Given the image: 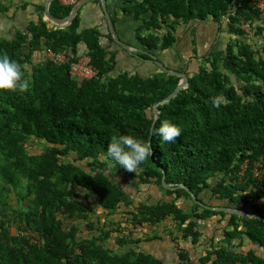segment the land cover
I'll return each instance as SVG.
<instances>
[{"label":"trees","instance_id":"16d2710c","mask_svg":"<svg viewBox=\"0 0 264 264\" xmlns=\"http://www.w3.org/2000/svg\"><path fill=\"white\" fill-rule=\"evenodd\" d=\"M115 7L138 23L141 50L132 55L151 66L145 73L119 70L124 48L109 28L82 30L78 16L63 29L41 23L0 40V52L30 74L26 91L0 90V264H264V9L253 0ZM72 9L55 0L50 13L65 18ZM192 43L198 66L193 56L184 69L159 58L176 50L183 59ZM46 49L72 61L89 56L97 78L74 79L68 64L33 58ZM153 58L189 78L154 125V106L181 78ZM164 119L182 128L175 143L152 135ZM121 134L150 141L152 155L136 173L107 154ZM152 187L162 197L148 201ZM165 241L179 243L174 261L150 245Z\"/></svg>","mask_w":264,"mask_h":264},{"label":"crops","instance_id":"0c3cea01","mask_svg":"<svg viewBox=\"0 0 264 264\" xmlns=\"http://www.w3.org/2000/svg\"><path fill=\"white\" fill-rule=\"evenodd\" d=\"M47 1L48 0H0V40H13L18 34H29L31 26L40 25L41 23H45L49 29L58 28L59 26L50 22L45 14ZM80 1L81 0H79V2ZM106 2L113 21L115 19L114 23L117 34L119 38H122L123 31L120 33V27L123 28L122 30H124V32H129V27L132 26V24L137 26V22L122 15L121 12L114 14L116 10L115 6L118 5L119 0H112V2L106 0ZM77 16L81 20L80 23L82 30L98 28L103 35L107 34L108 23L100 1L94 0L93 2L88 3ZM103 44L109 46V41L104 38ZM128 45L132 47L134 46L131 44ZM81 48L82 50L85 49L84 47ZM131 51L134 54L137 52V49H134L133 47ZM44 52L45 50L35 52L33 58L35 60L38 59L39 61H43V59H45ZM146 67L149 69L151 66L147 64ZM11 202L15 206V204H18V199L14 196L11 198ZM12 231L15 232V228ZM165 243L166 241L164 243H151L150 245L152 246L154 253L166 260V257H163L166 251L164 246ZM175 259L170 261H174Z\"/></svg>","mask_w":264,"mask_h":264},{"label":"clouds","instance_id":"9594fccd","mask_svg":"<svg viewBox=\"0 0 264 264\" xmlns=\"http://www.w3.org/2000/svg\"><path fill=\"white\" fill-rule=\"evenodd\" d=\"M29 87L30 74H25L17 60L11 58L6 52H0V90L24 92ZM221 102L219 97H214L212 100L217 108L220 107ZM181 133L182 128L168 119L162 120L158 128L152 129V135L168 143H175ZM107 154L119 166L136 173L152 155V148L150 141L121 134L110 137Z\"/></svg>","mask_w":264,"mask_h":264},{"label":"rangeland","instance_id":"374dc122","mask_svg":"<svg viewBox=\"0 0 264 264\" xmlns=\"http://www.w3.org/2000/svg\"><path fill=\"white\" fill-rule=\"evenodd\" d=\"M110 1L112 2V0H110ZM257 4H264V0H257ZM137 27H138V23H137V26H135V24H132V26L129 27V32L128 31L124 32V30H122L123 28L120 27V33L123 31L122 38H120V39L122 41H124L125 43L127 41L128 44L134 45L133 46L134 49L141 50L139 48V43H138L137 37H136ZM58 28H60V27H58ZM61 29H63V28H61ZM224 38H226V35H224ZM194 47L195 46L192 43L191 48L188 47V50H186V51L184 50V53H182L183 59L179 58L176 50L164 51L159 55V58L163 61L164 64L169 65L173 69H184L186 67V64H188V58L193 56L192 60H190L189 62H191L193 66H198L197 61L195 59L198 56L197 55H190V54H192V52H193L192 48H194ZM118 52L121 53V57H120L119 62H118V69L119 70L122 69V70H129L130 71L133 69H137L141 73H145L148 70L146 67V64H142V63L138 62V55L134 56V55L130 54V52L128 50H125V49H123V52H122V50L118 51ZM204 52L205 51H203V53ZM161 197H162V195L160 194V192L157 191V189L155 190L154 187H152V189L148 190L147 193L144 195V199H147L148 201L149 200L152 201L154 199L157 200V199H160ZM205 201L210 202L209 197H205ZM17 206H18V204H15L16 208H17ZM207 226L209 228V224H207ZM207 233H208V235H210V233H211L210 230H208ZM177 244H179V243L176 242L174 245L172 244V246H171V244L169 245V243L167 241L164 244L166 251H165L163 257H166V261H170L172 259L178 258L179 248H178Z\"/></svg>","mask_w":264,"mask_h":264},{"label":"water","instance_id":"95a60500","mask_svg":"<svg viewBox=\"0 0 264 264\" xmlns=\"http://www.w3.org/2000/svg\"><path fill=\"white\" fill-rule=\"evenodd\" d=\"M55 0H48L47 1V5H46V10H45V14L48 17V20L54 24H56L59 27H68L70 24H72V22L74 21V19L77 17V15L79 14V12L90 2H93L94 0H81L73 9L72 12L70 13V15L68 17L65 18H56L54 16L51 15L50 13V5L52 4V2ZM101 2L102 4V9L105 13V17L108 23V28L110 30V33L114 39V41L121 46L122 48H124L125 50H128L131 54H133V52L131 51V49L133 48L132 46L126 44L125 42H123L116 31V27H115V23L113 21V18L109 12V9L107 7V2L106 0H98ZM153 62H155V64L161 68L164 72L173 75V76H177L181 78V82L179 83V85L177 86V88L174 90V92L172 94H170L166 99H164L163 101H161L160 103L156 104L154 106V115H155V120L153 125L156 123L157 119L159 118L160 112H159V106L164 105L166 103H169L171 100H173L183 89H186L189 85V78L186 75L185 72H175L173 70H171L170 68L166 67L161 61L153 58ZM165 187L168 186H172V185H168V184H164ZM200 205L205 206L208 209L211 210H215V211H221V212H225V213H230V214H236L239 216H246V217H251L253 215H249L246 214L242 211H239L237 209H233V208H226V207H209L204 205L203 203H201L200 201L198 202ZM23 204V200L20 201V206H22Z\"/></svg>","mask_w":264,"mask_h":264},{"label":"built area","instance_id":"2783aa9c","mask_svg":"<svg viewBox=\"0 0 264 264\" xmlns=\"http://www.w3.org/2000/svg\"><path fill=\"white\" fill-rule=\"evenodd\" d=\"M61 3L65 6H73L75 7L79 0H60ZM254 3L260 8L264 9V4H257V0H254ZM63 28V27H61ZM242 28L245 32L252 36V28L250 23H243ZM44 55L47 59L54 62L57 65L68 64L70 66V74L74 79L78 80H90L93 78H97L98 71L91 64V59L89 56L83 55L79 57L77 60L72 61L66 52H54L52 49H46Z\"/></svg>","mask_w":264,"mask_h":264}]
</instances>
